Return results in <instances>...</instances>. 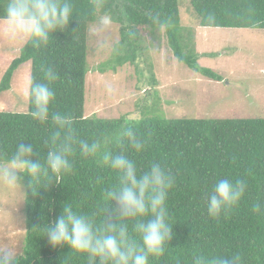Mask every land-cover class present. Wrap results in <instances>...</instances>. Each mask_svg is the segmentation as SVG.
<instances>
[{
    "label": "trees",
    "instance_id": "16d2710c",
    "mask_svg": "<svg viewBox=\"0 0 264 264\" xmlns=\"http://www.w3.org/2000/svg\"><path fill=\"white\" fill-rule=\"evenodd\" d=\"M70 2L73 16L68 26L53 33L46 46L24 44L0 80L2 93L10 88L17 68L31 62L30 82L48 83L55 94L44 122L32 117L30 96L27 113L0 111V164L21 142L31 143L36 157L43 162L56 146L51 141L57 130L51 119L55 113L70 118L77 141L69 157L71 171L55 174L51 181L42 178L39 183H30L22 174L25 233L18 264H89L87 254L68 245L50 246L44 229L65 206L94 217L100 225L98 209L104 206L103 195L118 184V174L104 162V153H123L140 173L159 163L174 178L166 200L173 236L165 244L164 253L150 257L149 264H193L196 256H239V264H264V118L166 119L151 115L134 122L127 116L101 119L84 115L87 31L97 15L122 25L120 45L131 54L117 58L118 65L134 62L133 53L140 41L138 29L146 32L151 43L162 31L178 62L202 77L222 81L213 70L198 66L192 30L180 25L178 1ZM5 3L0 0V16ZM189 5L202 28L264 30V0H190ZM49 69L56 74L53 81L45 79ZM124 128H131L144 142L141 151H136L126 138L119 142ZM66 133L67 129L61 130V138ZM79 141L99 142L101 151L83 156ZM224 178L243 181L245 192L231 209L213 217L207 211L208 196ZM257 203L261 210L254 212ZM128 227L131 232L130 222Z\"/></svg>",
    "mask_w": 264,
    "mask_h": 264
},
{
    "label": "rangeland",
    "instance_id": "374dc122",
    "mask_svg": "<svg viewBox=\"0 0 264 264\" xmlns=\"http://www.w3.org/2000/svg\"><path fill=\"white\" fill-rule=\"evenodd\" d=\"M177 1L180 25L193 33L198 66L213 70L222 81L202 77L178 62L162 31L151 43L146 32L138 29L134 62L118 65L117 58L131 54L120 45L122 25L97 15L87 31L86 117L127 116L134 122L151 115L166 119L264 118V30L202 28L190 0ZM23 45L5 36L0 20V80ZM30 75L31 62L17 68L10 88L0 93V111L28 112ZM24 233V187L13 189L0 181V250L12 249L20 255Z\"/></svg>",
    "mask_w": 264,
    "mask_h": 264
},
{
    "label": "clouds",
    "instance_id": "9594fccd",
    "mask_svg": "<svg viewBox=\"0 0 264 264\" xmlns=\"http://www.w3.org/2000/svg\"><path fill=\"white\" fill-rule=\"evenodd\" d=\"M72 16L70 0H6L0 20L10 41L41 47L49 43L53 33L68 26ZM153 20L157 18L153 17ZM45 79L53 81L56 74L49 69ZM29 96L34 108L32 117L47 121L49 106L55 98L52 88L48 83L30 82ZM51 119L57 126L51 137L56 146L47 152L43 162L36 157L31 143L21 142L10 158L0 164V181L15 189L21 185L24 175L30 183H39L42 178L51 181L55 174L71 171L69 157L77 141L70 128V118L55 113ZM63 129H67V133L61 138ZM119 135V142L126 138L136 151L145 146L131 128L121 129ZM79 150L83 156H93L101 151V145L95 141H79ZM103 160L118 174V184L103 195L104 206L98 209V215L102 217L100 225L97 226L94 217L65 206L45 227L47 241L53 248L68 245L78 253L87 254L89 264H149L150 257L164 253L165 244L173 236L166 200L174 178L159 163L151 164L140 173L134 161L123 153H104ZM244 192L243 181L220 179L208 196V214L215 217L231 209ZM252 210L259 212L261 205L254 204ZM0 264H18L16 252L0 250ZM193 264H239V256H196Z\"/></svg>",
    "mask_w": 264,
    "mask_h": 264
}]
</instances>
